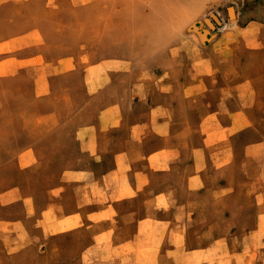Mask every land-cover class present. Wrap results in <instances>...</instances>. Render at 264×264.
Here are the masks:
<instances>
[{"label":"rangeland","instance_id":"rangeland-1","mask_svg":"<svg viewBox=\"0 0 264 264\" xmlns=\"http://www.w3.org/2000/svg\"><path fill=\"white\" fill-rule=\"evenodd\" d=\"M105 138L165 152L119 252L88 246L129 204L68 217L109 198ZM0 264H264V0H0Z\"/></svg>","mask_w":264,"mask_h":264},{"label":"crops","instance_id":"crops-1","mask_svg":"<svg viewBox=\"0 0 264 264\" xmlns=\"http://www.w3.org/2000/svg\"><path fill=\"white\" fill-rule=\"evenodd\" d=\"M104 144L105 146H103L101 152L112 154L113 158L112 166H110L106 171V174L102 176L105 184L108 182L106 188L108 190L107 193L109 198L102 202H100L102 199L99 198L100 200L98 203H90L86 202V199L82 194L79 195L75 192L72 194L74 196V209L68 214V217L72 218V220L76 219V217L90 219L92 216L100 215L106 211L109 212L110 209L115 210L118 208V205L122 203L129 204L130 210L121 211L117 216L121 219L128 218V220L123 222V229L133 225V230L130 235L126 236L124 232H121L115 242H113L111 238L109 242L98 244L99 242H97L96 239L102 234H106V232L110 231L109 228L101 229L96 232V234H93V240L90 242L92 244L88 246V249H93L92 251L112 250L113 252H119V250L129 245H138L140 243L139 239L141 236L143 237L144 234L153 236V234L160 232V229L153 231L150 228H142L141 226L142 224L144 225L147 223L153 224L155 221L154 212L164 208L163 205H160L164 194H160L159 191L156 193L144 192V187L152 182V177L159 170L158 165L160 164L161 159H163L162 156L165 152L154 151L148 153L146 157H144L146 160L145 165L139 168L136 165L138 163L137 159L128 162L127 149L109 147L107 138L104 139ZM144 184L145 186H143ZM90 198L91 197L88 196L87 200H90ZM100 204L103 205L100 206ZM141 211L142 214L139 213ZM93 227L92 224H88L84 228L85 230H90ZM76 229L78 231L79 228L73 227L71 231ZM163 233L165 232L163 231Z\"/></svg>","mask_w":264,"mask_h":264},{"label":"bare ground","instance_id":"bare-ground-1","mask_svg":"<svg viewBox=\"0 0 264 264\" xmlns=\"http://www.w3.org/2000/svg\"><path fill=\"white\" fill-rule=\"evenodd\" d=\"M228 12H229V14L231 15V16H233L232 14H233V10L232 9H228ZM230 16V17H231ZM205 24L209 27V28H213V26H212V24H211V22L209 21V20H206L205 19Z\"/></svg>","mask_w":264,"mask_h":264},{"label":"water","instance_id":"water-1","mask_svg":"<svg viewBox=\"0 0 264 264\" xmlns=\"http://www.w3.org/2000/svg\"><path fill=\"white\" fill-rule=\"evenodd\" d=\"M211 17L217 24L219 23L218 20L215 18V16L212 15Z\"/></svg>","mask_w":264,"mask_h":264}]
</instances>
